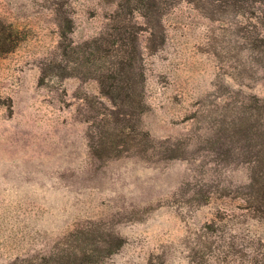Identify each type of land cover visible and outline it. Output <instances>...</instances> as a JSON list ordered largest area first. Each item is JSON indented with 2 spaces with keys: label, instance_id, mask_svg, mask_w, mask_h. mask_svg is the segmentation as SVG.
<instances>
[{
  "label": "rangeland",
  "instance_id": "1",
  "mask_svg": "<svg viewBox=\"0 0 264 264\" xmlns=\"http://www.w3.org/2000/svg\"><path fill=\"white\" fill-rule=\"evenodd\" d=\"M0 264H264V0H0Z\"/></svg>",
  "mask_w": 264,
  "mask_h": 264
}]
</instances>
